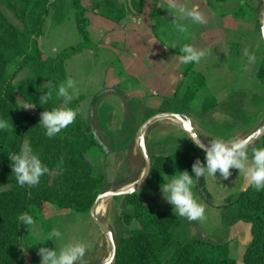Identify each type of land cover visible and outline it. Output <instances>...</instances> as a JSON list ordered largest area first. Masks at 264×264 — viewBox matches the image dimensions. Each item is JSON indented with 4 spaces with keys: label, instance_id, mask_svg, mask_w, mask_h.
Masks as SVG:
<instances>
[{
    "label": "crops",
    "instance_id": "crops-1",
    "mask_svg": "<svg viewBox=\"0 0 264 264\" xmlns=\"http://www.w3.org/2000/svg\"><path fill=\"white\" fill-rule=\"evenodd\" d=\"M181 2L189 8L198 4L205 14L206 23L194 24L185 19L181 23L187 31H177L172 21L174 15L165 8L166 0H82L87 8L88 30L93 45L65 61L62 82L68 78L77 82L72 100L77 102L83 119L92 124L106 145V149L95 145L86 153L95 167L105 174L106 189L129 187L142 176L145 159L137 131L149 116L160 111L181 112L191 118L205 142L209 143L213 138L230 141L240 135L206 137L212 135L203 126L209 121L222 125L241 117L248 123L252 108L264 95V84L258 77L264 59V40L260 38L264 0ZM122 8L127 14L120 20L116 19L117 11ZM53 9L45 24V34L40 39L45 56H55L63 48L83 40L72 0H62ZM184 44L207 51L199 63L193 62L192 69L186 74L187 64L179 59L180 47ZM245 50L255 55L254 63L248 62L243 54ZM195 73L204 75L207 81L205 89L196 93L189 106L171 101L178 87L184 89L193 84ZM207 92L218 102L210 112L203 111ZM201 129L206 135L201 133ZM262 139L253 141L249 151L251 147L264 146L260 142ZM145 140L151 156L173 153L192 141L182 123L171 117L157 119L149 125L145 130ZM231 173L227 180L219 172L215 179L206 178L207 186L219 205L209 204L203 199L194 177L192 191L195 198L206 206V219L189 221L182 217L189 221L190 228L181 231L182 235L192 238L229 241L230 255L237 264H244L243 253L252 241L251 223L239 220L235 205L224 206L223 202L227 197H236L249 183L242 175L239 176L238 169H231ZM171 175L174 174H165V180H170ZM118 197L103 199L98 208L99 216L107 223L114 217L112 210L118 206V199H121ZM153 197L162 210L174 213V206L163 197L161 188L151 194ZM53 228L61 233L57 245L52 240L47 241L48 236L43 243L36 241L39 232L46 231L48 235ZM64 235H69L71 241L74 238L78 241L80 237V241L87 245L86 253L96 250L99 261L87 264L107 259L104 254L106 236L90 212L61 213L52 203L46 205L44 218L35 223L31 232L29 229L21 250L42 259L38 254L39 248L56 247L59 251L66 244L61 240Z\"/></svg>",
    "mask_w": 264,
    "mask_h": 264
},
{
    "label": "trees",
    "instance_id": "trees-1",
    "mask_svg": "<svg viewBox=\"0 0 264 264\" xmlns=\"http://www.w3.org/2000/svg\"><path fill=\"white\" fill-rule=\"evenodd\" d=\"M61 1L0 0V119L9 124L8 129L0 130V188L5 187L0 191V264H40L41 259L34 253L21 250L29 231L18 220L21 213L28 212L37 222L46 215L48 203L56 205L62 213L89 212L98 194L106 189L105 174L86 156L91 147L96 145L106 149V145L92 124L83 119L77 102L72 100L68 105L78 112L75 121L55 137L48 138L40 120L28 108H23L17 96L20 95L26 104L35 105L40 114L46 107L50 109L63 104L56 92L65 77V61L93 45L87 8L82 0H72L83 40L63 48L55 56L44 55L40 39L45 34V23L51 10ZM3 5L20 24L7 15ZM126 14V9H119L116 19L120 20ZM192 67L193 63L187 64L185 74ZM25 69L29 74L19 78ZM258 77L264 84V59ZM47 81L51 82L50 86H45ZM204 87V75L195 73L193 84L184 89L178 87L171 99L189 106ZM49 91L52 93L49 104L40 105V95ZM217 105L216 98L207 92L203 111L210 112ZM26 140L34 154L51 170L32 187L18 185L9 158V153H18ZM205 156L193 141L173 153L153 154L146 183L156 192L161 188L165 174H178L184 170L191 173L195 160L199 158L205 163ZM61 159L62 164L59 163ZM196 185L207 202L219 205L205 178H196ZM119 197L123 200L121 218L126 224L136 219L139 227H131L120 237L114 264H237L230 255L228 241L182 239V217L162 210L155 201H145L139 190ZM227 205H235L237 218L251 223L252 241L243 253V263L264 264V190L257 191L248 185L236 197H228L224 203Z\"/></svg>",
    "mask_w": 264,
    "mask_h": 264
},
{
    "label": "clouds",
    "instance_id": "clouds-1",
    "mask_svg": "<svg viewBox=\"0 0 264 264\" xmlns=\"http://www.w3.org/2000/svg\"><path fill=\"white\" fill-rule=\"evenodd\" d=\"M175 19L172 20L177 31L186 32V26L181 23L182 20L189 19L194 24L206 23L205 14L200 10L198 4L191 8L187 7L181 0H166L165 7ZM260 38L264 39V29L260 32ZM166 45V44H165ZM167 46V45H166ZM168 47V46H167ZM175 48V46H173ZM249 63L255 62V55L249 54L247 50L243 53ZM207 55L204 49H197L191 44H184L180 47L179 59L184 64L199 63L202 58ZM72 90V91H70ZM77 90V82L72 78H68L65 82H61L57 98H62L63 104L60 106L47 108L41 113L39 124L45 129V135L53 138L72 124L77 117V110L68 105L73 99V95ZM52 99V93L44 92L39 97V103L42 106L49 104ZM33 106H24L23 108H34ZM187 128V125H185ZM9 128L6 120L0 119V130ZM197 147L201 148L206 156V164L198 158L192 165V172L184 170L171 175L170 180H165L161 184L163 197L173 205V212L176 216L186 217L189 221H204L206 219V206L200 203L194 196L192 187L194 177L215 179L217 173L227 180L231 175V169L239 170V176L242 175L250 186L255 187L257 191L264 190V146L251 147L250 138H234L225 141L221 138H213L208 144L198 139L199 136L189 135ZM12 162V173L15 175L19 186H37L41 177L50 173V169L45 166L41 159L34 154L33 149L28 144H23L16 154L9 153ZM62 159L59 162L62 164ZM194 173L195 175H193ZM18 220L25 225L30 232L36 221L28 212H23L18 216ZM61 233L53 228L48 233V240L55 243V239L59 238ZM87 251V245L81 241L68 243L62 246L59 251L47 247H40L38 254L42 257L40 264H76L81 261Z\"/></svg>",
    "mask_w": 264,
    "mask_h": 264
},
{
    "label": "rangeland",
    "instance_id": "rangeland-1",
    "mask_svg": "<svg viewBox=\"0 0 264 264\" xmlns=\"http://www.w3.org/2000/svg\"><path fill=\"white\" fill-rule=\"evenodd\" d=\"M3 8L4 10L6 11L7 15L13 20L15 21L16 23L20 24V21L19 19L10 11L8 10L4 5H3ZM52 10H55V9H52ZM52 12V11H51ZM47 22V21H46ZM46 24V23H45ZM45 29V28H44ZM29 74V71L28 69H25L21 72V74L19 75V78H24L26 75ZM206 80V79H205ZM206 85H207V81H206ZM45 86H50V81H47L45 83ZM201 89H205L204 88H201ZM18 96V99L22 102V104L24 106H31V105H28L26 104L24 101H22L20 95H17ZM194 99V98H193ZM171 101L175 102L174 100L171 99ZM177 103V102H175ZM178 104V103H177ZM32 113H34V115L39 119L41 120V114L35 109V108H28ZM253 109V113L251 115V117L249 118V122H243L244 119L239 118V119H234L232 122H229V123H226V124H219V123H216V122H213V121H209V123H206L203 127L207 130V133H209L210 135L212 136H207L205 134V131H203L202 129L200 130L201 133H203L204 135H206V137H217V136H236V135H240V137L238 138H245L247 137L250 133H252L254 130H256L258 128V126L264 122V95L263 97L260 98V100L258 101V104L252 108ZM236 120V121H235ZM219 125H221V129H219ZM261 144L264 143V138L260 141ZM24 144H28L27 141L24 142ZM197 186V185H196ZM117 186H113L112 188H108V189H119V188H116ZM208 187V186H207ZM5 187H2L0 188V191L2 189H4ZM108 189H105V190H108ZM198 189V188H197ZM209 189V188H208ZM210 191V190H209ZM211 192V191H210ZM139 193L141 194V196L143 197V199L145 201H155V197L151 198V194L153 195V191L152 189L150 188V186L148 185V183H145L140 189H139ZM212 193V192H211ZM212 195L214 196V194L212 193ZM230 197H233V196H230ZM119 198V197H118ZM215 198V196H214ZM228 198V197H227ZM226 198V199H227ZM204 199V198H203ZM225 199V200H226ZM215 200L217 201V199L215 198ZM225 200L223 203H225ZM206 201V200H205ZM122 198L121 199H118V206L115 207L113 210H112V214L113 216V219H110L109 220V226L110 228L112 229L113 233H114V236H115V239H116V242L119 241L120 237L123 235V234H126L127 230H129L131 227L135 228V227H139V222L135 219L133 220L130 224H126L125 221L121 218L120 216V212H121V209H122ZM156 202V201H155ZM209 203V202H208ZM211 204V203H209ZM101 206V205H100ZM236 207V206H235ZM234 207V210L236 211V208ZM125 208V207H124ZM127 208V207H126ZM130 208V207H128ZM127 208V209H128ZM58 209V208H57ZM60 212V211H59ZM62 213V212H61ZM73 213H81V212H73ZM101 214V213H100ZM184 221H183V224L181 226L182 230L184 231L185 229H189L190 228V223L187 219L183 218ZM77 228V227H76ZM75 228V229H76ZM180 228V229H181ZM76 233V232H75ZM182 235V233L180 234ZM47 232L46 231H41L39 232V239H37L36 241L38 242L41 241V243L45 242V239L47 237ZM181 237V236H180ZM77 238V237H76ZM182 239L184 240H190V239H193L191 236H188L187 234L182 235L181 237ZM60 238H56L55 239V243L53 242L54 245H57L59 243V240ZM64 240L66 244L68 243H75L77 242V240H74L71 241V238L69 237V235L67 236H63L61 238V240ZM35 241V242H36ZM78 241H80V237L78 238ZM229 242V241H228ZM110 244H109V241L106 237V243H105V251H104V254H105V257H109L110 255ZM100 256H101V252L98 253ZM101 258V257H100ZM99 261L97 255H96V250H92V251H89L88 253H85V256L83 257V259L81 261H77L76 263H80V264H87L88 262L90 261Z\"/></svg>",
    "mask_w": 264,
    "mask_h": 264
},
{
    "label": "water",
    "instance_id": "water-1",
    "mask_svg": "<svg viewBox=\"0 0 264 264\" xmlns=\"http://www.w3.org/2000/svg\"><path fill=\"white\" fill-rule=\"evenodd\" d=\"M264 29V21L261 23V30ZM264 40V39H263ZM165 117H171L179 120L185 132L189 135L192 136H199L198 139L203 141L204 144H208L203 140V138L200 136L199 132L197 131L193 121L189 116H187L184 113L181 112H176V111H160L157 112L151 116H149L138 128L137 131V137L139 139V146L141 149V152L144 156L145 159V169L142 174V176L131 186L125 187V188H119V189H108V190H103L101 191L94 204L92 205L90 209V214L94 222L99 226V228L102 230V232L105 234L107 237L109 244H110V255L109 257L100 263L97 264H114L116 256H117V249L118 245L114 236V233L112 229L110 228L109 224L103 220L99 214H98V208L101 205V202L105 198L109 197H115V196H120V195H126V194H131L136 191H138L146 182L149 177V174L151 172V167H152V157L151 154L149 153L148 147L146 145V140H145V130L149 125H151L154 121L160 118H165ZM187 125V128L185 127ZM264 137V122L261 123L256 130H254L252 133H250L247 137L245 138H250L251 141H258ZM193 141V139H191Z\"/></svg>",
    "mask_w": 264,
    "mask_h": 264
},
{
    "label": "bare ground",
    "instance_id": "bare-ground-1",
    "mask_svg": "<svg viewBox=\"0 0 264 264\" xmlns=\"http://www.w3.org/2000/svg\"><path fill=\"white\" fill-rule=\"evenodd\" d=\"M106 203V202H105ZM101 208V207H100Z\"/></svg>",
    "mask_w": 264,
    "mask_h": 264
}]
</instances>
